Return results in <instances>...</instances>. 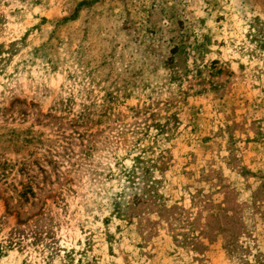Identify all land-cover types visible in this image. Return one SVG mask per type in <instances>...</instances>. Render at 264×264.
I'll use <instances>...</instances> for the list:
<instances>
[{
	"label": "rangeland",
	"instance_id": "obj_1",
	"mask_svg": "<svg viewBox=\"0 0 264 264\" xmlns=\"http://www.w3.org/2000/svg\"><path fill=\"white\" fill-rule=\"evenodd\" d=\"M0 264H264V0H0Z\"/></svg>",
	"mask_w": 264,
	"mask_h": 264
}]
</instances>
